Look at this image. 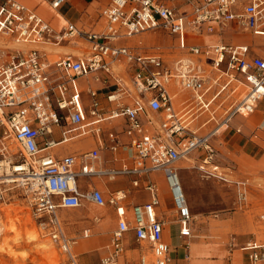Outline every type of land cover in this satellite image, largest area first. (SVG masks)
Returning <instances> with one entry per match:
<instances>
[{
  "label": "built area",
  "instance_id": "2783aa9c",
  "mask_svg": "<svg viewBox=\"0 0 264 264\" xmlns=\"http://www.w3.org/2000/svg\"><path fill=\"white\" fill-rule=\"evenodd\" d=\"M43 1L53 11L66 2ZM99 19L102 28L95 32L75 23L55 30L18 0H0V220L19 192L34 220L45 219L41 225L52 229L51 241L69 263L78 264L70 253L74 241L64 233L57 212L85 205L111 208L116 225L99 264H118L128 233L139 247L147 246L148 254L138 264H174L157 215L162 192L151 175L160 174L166 182L186 247L193 236V216L179 161L199 156L203 178L230 185L237 210L251 205L248 179H231L221 171L215 142L231 132L248 145H264V126L249 133L243 129V120L264 99V57L220 36L241 31L262 37L264 0H186L182 6L168 0H110ZM147 33L169 39L147 45ZM132 38L139 41L123 44ZM66 45L82 53L61 55L52 49ZM118 65L122 70L114 73ZM99 72L113 80L108 110L95 91L78 84L88 77L106 84ZM179 92L187 96L178 100ZM116 119L123 120L122 130L105 132V123ZM86 137L97 139L98 146L80 154H57L63 143ZM118 151L127 160L110 168L107 164L118 160ZM126 178L132 188L148 194L147 202L132 204L128 190L105 195L94 183ZM81 233L87 238L90 229ZM239 249L247 264H264L261 241H247Z\"/></svg>",
  "mask_w": 264,
  "mask_h": 264
},
{
  "label": "rangeland",
  "instance_id": "374dc122",
  "mask_svg": "<svg viewBox=\"0 0 264 264\" xmlns=\"http://www.w3.org/2000/svg\"><path fill=\"white\" fill-rule=\"evenodd\" d=\"M168 1L176 6H182L186 0ZM92 6L88 10V14L93 16L98 15L97 4L93 2ZM62 13H66L67 17H71V13L66 8L62 10ZM241 35H243L241 31H238L234 33L225 32L222 36L224 40H234L237 43ZM143 38L147 45L154 44L156 41L169 39L166 34L158 36V34L153 33H147ZM258 39L260 41L264 40L256 37L252 38L251 43L256 42ZM9 45L15 47L14 44ZM261 109L264 110V106ZM254 119L255 115H252L247 120H243L245 133H249L254 125H261V120L255 122ZM70 147L71 149H78L77 142L72 143ZM215 147L217 164L220 167L226 168L227 174L230 175L231 179L246 178L249 180L251 186V205L246 211L237 210L231 186L202 179L195 164L186 160L179 161L178 167L180 168L179 176L181 184L188 204H192L191 210L195 223L194 227H192L193 237L190 242L198 241L201 244L211 243L217 245L222 248V251H225V264H243V254L239 251V247L250 240L264 242L262 240L264 238L262 234L264 220L261 219L264 216V145L261 147L246 145L240 136L224 133L221 138L216 139ZM62 148L66 151L69 150L67 147ZM82 150L85 152L89 151L90 147ZM163 190L165 192V189ZM18 193L16 192L10 201L11 203L4 208L12 213L11 219L14 220L11 221L17 224L15 226L18 229L22 227L21 231L18 230L20 233V243L17 241L15 232H9L0 237V264H25V262L26 264H70L67 256L51 241L50 232L52 229L49 226L41 225L45 219L40 221L34 220L25 200ZM87 208L95 213L100 212V208L93 205H88ZM83 210L62 209L57 214L61 213L68 220L65 222L61 221L64 233L69 238H72L73 241L78 242L75 248L76 253H74L78 264H81V262L83 264H91V261L94 260H97L98 263L101 247L98 248L99 245L90 244L85 247V251H81L83 248L82 243L91 242L92 239L100 237V234L103 235L105 232L110 233L112 224L107 229L100 228L93 218L79 217L83 213ZM201 214L204 217L208 216V218L204 219L205 226L197 225L198 227L196 228L197 217H199L197 215ZM102 215L106 216V213H102ZM2 221L8 225L7 218L3 217L0 222ZM107 221V217L102 220L103 223ZM82 228H90L91 235L89 238L82 239L80 237V230ZM34 231H36L35 236L37 237H33L34 239L30 240V235ZM178 233V225L170 226L171 242L174 246L180 243ZM48 241H50L52 246H48ZM9 249L11 251L8 252ZM173 257L175 256L173 255ZM211 258L218 260L220 255H212Z\"/></svg>",
  "mask_w": 264,
  "mask_h": 264
},
{
  "label": "crops",
  "instance_id": "0c3cea01",
  "mask_svg": "<svg viewBox=\"0 0 264 264\" xmlns=\"http://www.w3.org/2000/svg\"><path fill=\"white\" fill-rule=\"evenodd\" d=\"M18 1L25 4L26 6H28L30 8H32V9H34L44 19H46L54 27L55 30L62 29V27L65 26V24H67V23H75L78 27H80L86 31L95 32V31H98L102 28V21L99 19V14H100L101 10L109 4L110 0H90V1H87V0H66L65 4L57 11L51 10L49 8V6L43 0H18ZM93 2H95L97 4V10H98V15H94V16L88 14V10L91 9V7H93L92 6ZM65 8L71 13V17H67L66 13H62V10ZM241 33L243 35H241L238 38L237 43L234 42V40L233 41L224 40L222 35L220 37H221V40H223L224 42H227V43L249 46L251 54L257 55L260 57H264V40L260 41L258 39L256 42L251 43L252 38H256L258 36H253L252 34L245 33V32H241ZM263 36L260 38L264 39ZM206 40H208V38H206ZM138 41H139L138 38H132L130 40L123 42V44L133 45V44H136ZM15 47H18V46L15 45ZM20 47L24 48L26 46L20 45ZM52 49L55 50L54 52L61 54V55L64 54V55L77 56V55L82 53L81 50H78V48H76L75 46H72V45L55 47ZM119 65L113 66L114 73H118L119 71L122 70L121 66H119ZM98 75H99L101 81H106V84H102L101 82H94L90 77L80 78L78 80V84L80 85V87L82 89H89V90L95 91L96 92V98H97L100 106L102 108H104L105 110H108L109 108H112V104L107 102L106 96H108L110 93H112V90L114 89L113 80H112V78H110V75H108L104 72H99ZM179 93H178L179 94L178 100H181L180 98L187 96V93H185V92H179ZM82 101H83V104L85 106L89 104V98H88L86 92H84L82 95ZM125 102H129V101H125ZM258 106H259V111L257 112V110H258V107H257V110L253 114V115H255L254 120H255V122H258L259 120H261L262 121L261 125H263L264 124V110H262L261 108H262V106H264V99L258 104ZM257 125H260V124L254 125L253 128H255ZM123 126H124L123 120L122 119H116V120H112L110 122H106L104 125V129H105V132L108 130H112L114 132H120L122 130ZM225 133H231V132H225ZM56 137H57V135H56ZM102 141L104 143L106 142L105 133L102 135ZM74 142H77L78 149H71L70 146ZM244 143H245V141H244ZM66 144H68V145H66ZM64 145H66V146H64ZM246 145H248V144H246ZM96 146H98V140L95 138H94V140L92 138H89V137L76 138V139L69 140V141L63 143L60 147H58L56 149V152L60 156L67 155V154H80V153L85 152L82 149H85L86 147H90V149H92ZM62 147H67L69 150L66 151ZM77 151H78V153H77ZM116 155H117L118 160L115 163L109 162L107 164V166H109L110 168H114L115 166L119 168L121 166V164L127 160L125 152L118 151V153ZM186 161L195 164V167H196L197 171L199 172L198 166L201 163L199 156L193 155L190 158H187ZM219 168L221 169V171L225 175H227L230 178V175L227 174L226 168H223L220 166H219ZM199 174H200L202 179H205L202 177V174L200 172H199ZM151 178L158 183V185L161 189V192H162L161 200H160V206L157 209V215H158V218L163 221L164 238L170 246L171 258H172L173 263L174 264H225L224 263L225 262L224 257L226 255L225 251L224 250L222 251L221 250L222 248L218 247L217 245H213L211 243L201 244L198 241H193V242L189 241V245L186 247V240L184 238H181L179 233H178V236L180 239V243L176 246L172 245L171 236H170V226L178 225V224L175 223V220L173 218V210H172L171 200H170V197L168 194L167 185H166L165 180L163 179V177L160 174H153V175H151ZM205 180H211V181H214V182H217L220 184H224L220 181H217L216 179H205ZM248 182H249V180H248ZM94 183L104 192L105 195H108V193H113V192L118 191V190H126V191L128 190L130 192V200H131L132 204L145 203L149 199V196L146 192H144L142 190L138 192L136 189L132 188L130 186L128 178L123 179V180H116V181L97 180ZM227 186H230V185H227ZM250 188H251V186H250ZM163 189H165V192ZM87 206L88 205H85L83 208H81L84 210H83V213L80 214V216H79L80 218H89V219L93 218V220L97 223V226H99L100 228H103V229L109 228L112 224V230L110 231V233L105 232V233H103V235L100 234V237L92 239L91 242H84V243L81 242L83 244V246H82L83 248L81 251H85V249H86L85 247H87L90 244L91 245H93V244L99 245L98 248L101 247L99 250V251H101V253L98 251L100 253L99 254L100 255L99 261H100L102 256H104L106 253H108V249H109V246L111 243L112 232H113L115 225H116L115 224V218H114V212L111 208H100L103 210H100V212H98V213H95V212L88 213L85 211V208H87ZM188 206H189L190 212L193 216V213L191 210L192 204L190 203V204H188ZM102 213H106V216H103ZM197 216H199V217H197L196 228L198 227L197 225H200L202 227H203V225L205 226V224H204L205 220L204 219L208 218V216L204 217V215H202V214L197 215ZM106 217L108 218V221L106 223H103L102 220ZM57 218H58L59 222L68 221L65 219L64 215H62L61 213L57 214ZM194 225H195V223H194V217H193L192 227H194ZM84 229H86V228H82L80 230V237L82 239H87L90 236L87 238H84L81 236V234H82L81 232ZM88 229H90V228H88ZM262 234L264 236V230H263ZM192 235H193V228H192ZM262 240H264V238ZM261 242L264 243L263 241H261ZM123 243H124L125 249H124L123 254L120 256V258L118 260V264H138L140 256L142 254H144V255L148 254L147 246H142V247L140 246L139 247L137 244L134 243L132 233H128L124 236ZM77 245H78V242L74 241V244H72V246L70 247V253H71L72 257H74V253H76L75 248L77 247ZM239 251H240V249H239ZM242 254H243V252H242ZM173 255L175 257H173ZM212 255H220V258L218 260H214L211 258ZM185 256H188L187 261L185 260ZM99 261H98V263H97V260L91 261V264H99ZM243 262H244L243 264H247L246 256L244 254H243ZM81 264H83V263L81 262Z\"/></svg>",
  "mask_w": 264,
  "mask_h": 264
},
{
  "label": "bare ground",
  "instance_id": "6f19581e",
  "mask_svg": "<svg viewBox=\"0 0 264 264\" xmlns=\"http://www.w3.org/2000/svg\"><path fill=\"white\" fill-rule=\"evenodd\" d=\"M11 143V142H10ZM66 145H68V144H66ZM66 145H64V146H66ZM11 149L12 150H15V148H14V146H12L11 147ZM100 210H103V209H100ZM85 211L86 212H88V213H93L94 211H92L91 209H89V208H85ZM60 214V213H59ZM3 215H4V218H7L8 219V225L7 224H5V223H3V221L2 222H0V237H2L3 235H6L7 233H9V232H15V234L17 235V241L20 243V233H19V231L18 230H20L21 228H17V226H15V224L16 223H14V222H12L11 220H14V219H11L12 218V213L11 212H9L7 209H5L4 208V213H3ZM14 217V216H13ZM15 218V217H14ZM25 222V221H24ZM20 223V222H19ZM34 224V223H33ZM7 225V226H6ZM17 225V224H16ZM30 225V224H29ZM22 230V229H21ZM20 230V231H21ZM35 234H36V231H34V233H32L30 236H31V239L30 240H32V238L33 237H37V236H35ZM29 238V237H28ZM34 239V238H33ZM16 242V241H15ZM17 242V243H18ZM47 244H48V246H52V244L50 243V241H48L47 242ZM74 244V243H73ZM72 246V245H71ZM8 248V247H7ZM7 250V249H6ZM9 251H11L10 249L8 250V252ZM4 252V251H3ZM21 264V263H20ZM25 264H26V262H25Z\"/></svg>",
  "mask_w": 264,
  "mask_h": 264
}]
</instances>
